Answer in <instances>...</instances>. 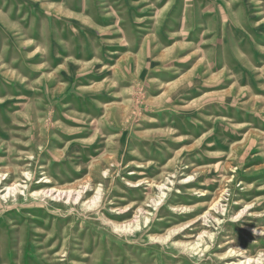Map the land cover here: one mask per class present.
Masks as SVG:
<instances>
[{
	"label": "rangeland",
	"instance_id": "rangeland-1",
	"mask_svg": "<svg viewBox=\"0 0 264 264\" xmlns=\"http://www.w3.org/2000/svg\"><path fill=\"white\" fill-rule=\"evenodd\" d=\"M245 260L264 264V0H0V264Z\"/></svg>",
	"mask_w": 264,
	"mask_h": 264
},
{
	"label": "bare ground",
	"instance_id": "bare-ground-1",
	"mask_svg": "<svg viewBox=\"0 0 264 264\" xmlns=\"http://www.w3.org/2000/svg\"><path fill=\"white\" fill-rule=\"evenodd\" d=\"M135 184H137V183H135ZM44 190H42V191H36V192H34V195H38L39 193H41V192H43ZM49 190H47V192H48ZM80 193V192H79ZM44 195H46V193L44 194ZM70 195V194H69ZM79 195V194H78ZM78 195H77V197H78ZM164 195V194H163ZM46 197V196H45ZM49 199L47 200V205H51V206H53V207H56V206H58V203H57V201L56 200H53L52 199V195H49V197H48ZM92 198H94L95 199V197H92ZM47 199V198H46ZM76 199V198H75ZM97 199V198H96ZM98 200V199H97ZM158 200V199H157ZM159 201V200H158ZM91 202V201H90ZM82 204V203H81ZM96 204V203H95ZM91 205V204H90ZM127 209H125L124 211H126ZM138 211L139 212H142L141 210H139L138 209ZM143 219H144V221H143V223H147L148 221H149V218H148V216H144L143 217ZM111 225H113L115 228H121V227H123V230H125V229H128V231H134V232H137L138 231V229L142 226V223H139V222H135L134 223V225H130L131 224V221H128V222H124V223H119L118 221H116V220H110V221H108ZM144 225V224H143ZM121 230V229H120ZM173 231H175V230H173ZM171 232H172V230H168L166 233H164V234H160V235H158V234H156V235H150V238L151 239H156V240H162V241H164V240H166L167 238H169V236L171 235ZM208 233V232H207ZM210 234V233H209ZM201 235H202V233H200V234H198V236H197V239H195V240H191V241H189V239H188V241H176L177 242V244H179V245H184V247H188V248H190V249H193V250H195V249H197L198 250V240L199 239H202V238H200L201 237ZM211 235V234H210ZM189 236V235H188ZM211 237V236H210ZM191 238V237H190ZM199 238V239H198ZM193 239V238H192ZM201 242V241H200ZM200 244V243H199ZM204 245V244H203ZM207 248V247H206ZM235 250V249H234ZM231 252V251H230ZM237 252V251H236ZM230 254V253H229ZM249 261V260H248ZM245 262H246V260L245 261H243V262H241V261H239L237 264H245Z\"/></svg>",
	"mask_w": 264,
	"mask_h": 264
}]
</instances>
